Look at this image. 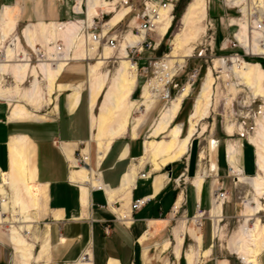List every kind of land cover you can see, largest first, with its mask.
<instances>
[{"label":"crops","instance_id":"1","mask_svg":"<svg viewBox=\"0 0 264 264\" xmlns=\"http://www.w3.org/2000/svg\"><path fill=\"white\" fill-rule=\"evenodd\" d=\"M72 2L0 0V12L15 7V27L26 23L34 27L41 21L61 24L74 18L70 11ZM85 63L84 60L69 62L59 79L73 84ZM136 88L137 85L129 97L130 123L126 133L113 140L102 157L97 156L95 147L92 148L94 142L91 139L89 104L87 100H82L84 89L72 112L66 103V92L54 94L52 104L43 111L47 114L45 121L9 120V105L0 100V264H10L2 256L5 246L11 248L14 256V247L8 236L11 227L19 229L26 242L33 246V257H40L32 264H149V247L145 243L152 239L155 231L169 223L170 217L182 212L184 203H187L186 183L189 182L194 190L193 182L196 179H192L199 170L190 178L189 159L195 137L190 142L187 155L180 161L168 164L171 178H168L165 170L163 173L152 171L147 162L139 161L144 154L146 138L141 130L151 119L159 98L149 100L141 93L140 100L133 101ZM62 96L64 100L60 101ZM136 113L139 116L134 117ZM133 125L136 126L132 129ZM177 125L182 130V126ZM81 144H85V147L81 148ZM79 150L89 153L90 170L102 184V190L70 179L76 170L71 171L69 159L72 160ZM219 155L222 156V151L215 152L214 163L210 166L215 176L218 175L219 163L224 162L228 169L225 149V160L223 156L219 159ZM237 158L242 174H256L255 150L246 139L238 142ZM247 163L251 165V173L246 172ZM174 164L183 166L176 178L174 172L177 171L172 168ZM133 169L136 170L134 182L123 186V176ZM140 173H145L146 178L139 177ZM157 178L160 180L158 189ZM206 179L203 178L200 185L199 197L194 190L195 206L200 208ZM214 180L210 205L213 204L217 183ZM139 198H147L149 202L133 211L130 205ZM197 215L191 220L193 228L181 221L172 228L171 240L156 244L155 249H171L174 259L178 260L182 256L180 250L187 235L193 245L184 255L185 264L188 256L198 264H213V247L203 249V236L200 234L199 246L193 236ZM204 251H208L205 257ZM83 254L88 255L89 261H81ZM257 264H264V250L258 256Z\"/></svg>","mask_w":264,"mask_h":264},{"label":"bare ground","instance_id":"2","mask_svg":"<svg viewBox=\"0 0 264 264\" xmlns=\"http://www.w3.org/2000/svg\"><path fill=\"white\" fill-rule=\"evenodd\" d=\"M207 2L208 1L206 0H191V2L186 6V11L181 20L183 29L174 36L169 55L165 57L158 67L163 79L169 78V74L165 72H167L169 69H173L176 64L182 63L183 58L191 56L192 48L190 45L195 42L197 39L196 37L203 30L202 26L204 25L207 17ZM226 2L230 3V6L239 8L244 0H226ZM115 3L116 2L108 4L103 0H87L86 19H76L61 24L41 21L40 23L34 25L35 28L33 25L27 24L22 27V36L35 52H37L35 47L36 33H38L40 37L43 38L45 43L52 45V47H47L44 51L47 59H44L43 62L39 63L40 73L42 74L46 84L45 88L47 97L45 99L42 98L39 89V75L36 70H32L31 74L33 77V82L28 88V91L20 96V100L27 103L30 102V104L34 106V110L28 109L18 100H16L14 105L8 104L7 102L9 101H7L6 103L9 105V120L45 121L47 118V114L43 115L45 113H43L45 108L42 110V115L38 114L37 110H40L43 106L51 105L52 95H54L56 92L67 93L66 103L68 104L69 111L72 112L78 104L77 102L82 91V87L80 83L72 84L59 79L62 71L68 65L66 60H68V56L71 51L77 52L76 50L79 51L82 47L83 49L81 50L80 55L84 57V59L88 60L91 58L89 56L90 54L96 55L104 45L103 50L100 52L99 57L96 60V63L89 66L88 73L85 76L88 87L87 102L89 104L91 139L94 142L95 148L97 149V156L102 157L107 152V149L109 148L108 146L112 143V141L126 133L130 119L129 97L135 89V80L138 72L136 70L135 64H133L126 55V48L128 45L134 46V44L141 41L142 39L138 36H135L134 34L131 35L129 32H126L128 34L124 33L126 35L123 34L122 39H120L122 42H119V46L116 49L118 50L119 55V67L116 70L117 72L115 75L110 79L109 72L103 73L100 70L104 64L109 59H111L112 51L114 50L102 42L91 41L89 33L86 34V30L90 27H93V18L99 14L98 10L95 9L96 7H103L106 8L108 12H113L111 17L104 22L101 39H103L104 36H107L111 29L118 26V23L125 15L130 12V10L124 7L119 9H116L115 7H109L114 6ZM226 5L228 6V4ZM256 7H259V12H264V0H246L244 7L239 9L248 16V12L255 13ZM14 8H6L0 12V43H4V41L8 39L11 33L16 29V11ZM170 21V8L161 10L159 17L154 23L155 27L153 32H155L157 29L158 35L162 37L170 28ZM234 24L235 22L233 21V25ZM239 25L242 29L235 35L238 43L244 48L249 56L258 55L264 57V47H259L258 44L259 34L253 30V27H251L253 30V38L250 42L248 36L246 35L247 23H240ZM59 36L62 37L66 42V47H63L62 50L64 52L63 57L58 55L57 52L59 43L57 42V44H55L56 39ZM17 37L19 40H21V35L18 31ZM156 39L158 38L156 37ZM160 39L162 40V38ZM16 40L17 38L13 39L6 48L0 44V48L5 51L7 59L0 62V99H5V101L9 100V98L19 97V86L24 82L29 66V62L27 63V58H25V56L23 58L22 54L17 53L16 56H18V59L16 57L15 59L19 63L12 64V73L14 74L15 83L11 88H3V82L5 80L6 82L8 81L6 76L9 75L7 71L9 73L10 71L6 68L10 66L8 63L11 62L10 58L12 57V54L15 50ZM160 43L161 41L158 43L156 42V46H158ZM21 48L23 49V47ZM42 49L44 50L43 47ZM52 50L55 56L60 59V61L52 58ZM20 58L24 59L22 63ZM235 58L237 61L239 60L237 57ZM48 60H55V66L52 67ZM72 60L82 59L78 56ZM112 61L114 62L116 60L113 59ZM221 61L222 60L220 59L217 60L214 63V68L222 69L224 74L227 73L223 76L224 78H226V76L229 77V69L225 67L226 63L224 66ZM230 71L234 78L241 83V85H244L250 90L251 96L253 98L260 97L264 102V75L258 64L232 65ZM171 79L172 77L168 80L166 79L164 84H162L163 81L161 80L151 81L148 89L144 91V98L149 100L151 98H155L156 96L157 98H160V95L165 91L166 83H168ZM201 82L202 84L200 90L197 93L192 110L190 112V116L188 117L187 132L183 137H181V127L179 125H174V119L177 116L176 114L178 113L183 98L187 93L186 88L179 95L170 100V104L159 114L158 118L150 128L143 144L144 154L139 159V161L142 163L145 159H147V161L150 163L149 165L151 166L152 171H159L169 163L180 161L183 156L187 155L190 149V142L192 138L198 133V131L195 129L197 123L206 119L212 112V109L215 105L214 85L216 84L213 83L211 71H208ZM161 87L163 88L161 89ZM229 87V92L234 95L236 93L234 84L231 83ZM228 100H230V98ZM46 109H48V106ZM261 112L262 119L259 121V123L255 124V136L253 138H248V143L255 147V158H257L256 175L254 177H247L242 174L241 169L238 167V158H236L237 152L233 144L229 143L225 149V159L227 165L233 170L231 171L228 168L229 172L236 174L238 177V182L248 184L255 192L253 201L246 202L245 212L243 213L245 218H247V216H252L254 214L256 215L264 211V206H262V204L260 206V204H258L256 201H264V103L261 108ZM135 126L136 125H133L132 129ZM225 128L226 133L229 136L233 135L234 128L232 125H228ZM238 128L240 133L244 132L243 128ZM201 129L202 132H204L203 127H201ZM167 132H169V138L166 141L157 140L159 136ZM69 160L70 164H72L71 171L76 170L74 173H72L70 178L72 181L87 183L94 188L103 187L102 184L99 183L96 175H94L90 169L84 168L82 166L77 167L78 164H76L74 158ZM234 174L232 175L234 176ZM203 176L204 175H200L195 181L193 180V187L194 190H196L197 197H199L200 185L203 181ZM123 177V186L127 187L130 183L134 182L136 178V170H130ZM235 181H237V178ZM159 186L160 180L157 178L156 189H158ZM216 189L217 186L213 194V204H211L212 208L210 210L211 219L213 220L212 236H214V230L221 221L220 218L222 213V204L226 200L224 198L220 200L216 199ZM252 203L255 204V206H252ZM196 214H198L197 217L199 219L202 215V211L200 210V212H197ZM247 221L248 219L245 220V224H247ZM8 236L9 242H11L14 247L13 257L16 259V264H32L35 260L40 258L33 257V246L26 242L24 237L20 234L19 229L11 227L10 234ZM193 236L197 245L199 246L201 243L200 229L194 232ZM234 250H236L237 254H239L243 264H257L258 256L264 250V227L261 226V223L258 220H256L252 228H242L240 242L236 244ZM207 254L208 251L203 252L204 257L207 256ZM81 261L87 262L89 260L81 259ZM187 264L198 263L193 261L191 257L188 256ZM217 264H227V261L221 260L218 261Z\"/></svg>","mask_w":264,"mask_h":264},{"label":"rangeland","instance_id":"3","mask_svg":"<svg viewBox=\"0 0 264 264\" xmlns=\"http://www.w3.org/2000/svg\"><path fill=\"white\" fill-rule=\"evenodd\" d=\"M136 1L138 2V0ZM206 1H208L207 17L204 25L202 26L203 30L196 37L197 39L195 40V42L190 45L192 48L191 56L183 58L182 63L176 64L173 69H169L167 72H165L169 74V78L163 79L161 76L160 69H158V67L159 64H161V62L165 59V57L169 55L174 36L179 32H181V30L183 29L181 20L186 11L187 8L186 6L188 5V3L191 2V0H178V2L174 7L175 11L173 13V20L171 19L170 21L171 23L170 28L162 37L158 35L157 29L155 30L154 40L157 43L161 41V44L155 51L149 50V52H144L142 56V58H146V59L152 58L153 62L155 63H153L152 66H149L147 68L148 71L146 74H144L141 70L137 72L135 84L138 82L139 86L138 88H136V91L132 96V100L133 101L140 100L141 93H144V91L148 89L151 81L161 80L163 81L162 84H164V81H166V79L168 80L172 77V80L166 87V89H169L170 91V97L167 98L166 100H164V98L159 99V103L156 106L154 112L152 113L151 119L146 122V124L142 127L141 131L144 137L147 136L149 133L148 131L152 127L155 120L158 118L159 114L170 104V100L175 98L186 88L187 93L183 98L184 102L183 104H181L182 106H180L182 108L180 110V113L178 114L179 115L178 119L177 120L174 119L175 120L174 125L180 124L182 126L183 133L181 128L180 130H181V137H183L187 132L186 127H188L187 124L188 117L190 116V112L192 110L197 93L200 90L202 84L201 81H203L204 76L208 73V71H211L213 83L216 84L214 85L215 105L210 115L206 119L198 122L195 127L198 133L196 134L195 139L192 141L191 144L192 148L189 159L190 178H193L195 176L194 174L197 170H199V172L197 173L198 176H196L195 179L198 178L200 175L201 176L204 175L203 178H207L202 189L203 192L201 195V202H200L202 208V215L199 219L198 218L196 219L197 222L195 224V228H196L195 232L198 229H200V234L201 236H203V244H202L203 249H207L209 248V246L213 247L212 248L213 264H217L218 261L221 260L227 261V264H243L239 254H237L236 250H234L236 244L240 242L241 230L244 227L248 229L252 228L256 220H258L261 223V226L264 227V211L256 215L254 214L252 216H247V218H245L243 216L244 215L243 213L245 212L246 202L253 201L255 197V192L253 191V189H251L250 186L246 183L244 184L243 182H238V177L236 176V174L231 172L232 174H234L235 179L237 178V181H235L234 177L228 174L227 166H225L224 162L223 164L219 163L217 176L214 175L215 171L214 172L211 171L210 166L212 163H214L215 152L222 151V156L224 159V149H226L229 143L233 144L237 152V146L239 141L241 140L244 141L245 138L248 141L249 137L253 138L255 136V131H256L255 124L259 123V121H261L262 119L261 108L264 103L263 100L260 97L253 98L251 96L250 90L246 88L244 85H241V83L234 78V76L231 74L230 71L232 65L258 64V63H250L247 61H241L240 59L237 61L234 55L236 53L240 54L242 51L237 47H232V45L228 42H226V44L224 45L225 40L227 38H230V40H232L233 37L232 35L235 36L242 29L241 26L239 25L240 23L242 24L247 23L246 35L248 36L251 42L253 38L252 36L253 30L250 26L251 23L249 17L253 13L248 12L247 14L249 15L247 16L245 13L240 11L239 8L244 7L246 0H244V2L240 5L241 7L239 6V8L230 6V3L226 2V0H206ZM226 4H228V6ZM258 10L259 7H256L255 12L258 13L259 12ZM260 13L262 12H259V14ZM233 21L235 22L234 25H233ZM16 29L14 31H16ZM116 29L117 31L121 30L122 32L127 31L125 23H122ZM14 31L11 33L10 37L4 41V43H0L2 46H5L4 48H6L9 46V43H11L13 39L17 38L15 43L16 44L15 50L12 54V57L10 58L11 62L8 63V65L10 66L6 68L7 70L10 71V74H12L13 81L6 82L4 78L5 81L3 82V88L5 87L11 88L15 83L14 74L12 73V67H13L12 64L19 63L15 59L17 53L22 54L23 58L24 56L25 58H27L25 51L21 48V45L19 43V38L14 33ZM156 37L159 40L156 39ZM160 38H162V40ZM58 41L62 42L64 47H66V42L62 37L60 36L57 37L55 44H57ZM121 42L122 40L120 41V43ZM35 43L41 45V47L44 48V51L46 50L47 47H52V45L50 44L48 45L47 43H45L43 38H41L38 33H36L35 36ZM103 47L104 45L102 46V49L99 52H97L96 55L90 54L89 56L91 58H89L88 60L84 59V57L80 55L81 54L80 52L83 49V47L79 51L76 50L77 52L71 51L68 56L69 57L68 60H66L67 64H69V62L71 61H83V60L86 61V63L80 69L81 74L77 75L78 77L75 78L77 80H75V82L73 83V84L80 83L82 90L84 89L82 93L83 102H86L88 97V87L85 76L88 73L89 66L96 63V60L98 59L100 52L103 50ZM239 47L244 50V48L240 44ZM51 52H52V58H55L57 61H60V59H58L53 53V50ZM200 53L202 54L201 57L198 56V54ZM78 56L82 60H72L73 58L75 59ZM111 56H112L111 59H109L100 70L103 73L109 72L110 79L115 75V73L117 72L116 70L119 67L118 50L112 51ZM226 58L228 59L227 61L225 60ZM113 59H115L116 61L113 62L112 61ZM219 59L222 60L221 62L224 66L226 63L225 67L229 69L228 72L229 77L226 76V78H224L223 76L226 75L227 73L224 74V71L222 69L214 68V63ZM28 64L29 66L26 72V77L24 79V82L19 86L20 89L19 97L9 98V100L6 101L5 99L2 100L5 102L9 101L7 103L10 105H14L16 100H18L28 109L34 110V106L30 104V102L27 103L25 101L20 100V96L28 91V88L31 86L33 82L31 71L36 70V72L39 75V89L43 99L47 97L46 88H45L46 84L42 74L40 73L39 64L37 66L31 65L30 63ZM141 64L142 66L146 67V64L144 62ZM260 68L264 75L263 68L261 66ZM231 83L234 84V87L236 89V93L234 95H232L229 92V88H230L229 86L231 85ZM162 88L163 87H161V89ZM59 93L56 92L54 94H59ZM162 95L165 94H161L160 96ZM229 98L230 100H228ZM155 99H157V96L155 97ZM59 100L60 101L64 100V96H62ZM47 106L41 107L40 110H37V113L42 115L43 114L42 110L44 108L46 109ZM49 113L50 112H48V114ZM43 115H45V113ZM136 116H139V114L136 113L134 117ZM228 125H232V127L234 128V133L231 136H229L226 133L225 127ZM201 127H203L204 132H202ZM238 127L243 128L244 132L240 133ZM168 138H169V132L159 136L157 140L166 141ZM94 147H95L94 144H92L93 149ZM198 156L201 157V160L199 159L200 160L199 169H198V164H199ZM222 156L219 155V159ZM143 162L144 163L147 162L148 164H150L149 161H147V159H145ZM214 167L215 165L212 166L211 168L214 169ZM164 168H161L159 172L162 173L165 172ZM172 168L176 169L177 171L176 173L174 172V177L176 178L177 173L182 171L183 166L174 164ZM228 168L231 171H233L230 166H228ZM150 170H151V166H150ZM246 172L251 173L250 163L246 164ZM209 174L213 175L214 177L213 178L210 177ZM255 175L253 176L244 175V176L254 177ZM214 179L217 180L216 186L219 189L223 190L227 198L222 204L223 213L221 214V218H220L221 221L216 226L214 230L215 234L213 237L212 236L213 220L211 219V215H210V210H211L210 196H211V188L213 186L212 183L215 181ZM192 180H194V178ZM186 191H187V203L186 202H185L186 204L184 203V209L182 210V212H179L178 214L173 215V217H170V220L168 221L169 223L166 226H163L158 231H155V235L152 237V239H150L147 243H145V246L149 247V255L151 258L149 260V264H185L184 255L187 253L189 247L193 245L189 236L186 235L184 237V244L180 250L182 256L178 260L174 259L171 249H168L166 251L163 250L160 251L159 248L155 249L154 246L156 244H163L166 241H170L172 228L180 224L181 221H184L186 226L193 228V223L191 220L193 219L194 215L196 216L195 214L196 203H195V193L189 182L186 183ZM256 201L258 202V204H260V206L261 204L262 206H264L263 200H256ZM252 206H255V204L252 203ZM246 219H248L247 224H245ZM2 256L6 260H8L10 264L17 263L16 259L12 256V250L9 246H5V248L3 249ZM36 264H41V263H36Z\"/></svg>","mask_w":264,"mask_h":264},{"label":"built area","instance_id":"4","mask_svg":"<svg viewBox=\"0 0 264 264\" xmlns=\"http://www.w3.org/2000/svg\"><path fill=\"white\" fill-rule=\"evenodd\" d=\"M103 1H106L108 4H112L116 2L114 6H109V7H115L116 9L124 7L130 10V12L127 15H125L123 19L118 23V26L121 25L122 23H125L127 31L125 32H122L121 30L117 31L116 28H118V26H116L115 28L109 31V34L107 36H104L103 39H101L104 22L105 20L111 17L113 12H108L106 8H103V7L102 8L96 7L95 9L98 10L99 14L93 18V27L88 28L86 30V34L89 33L91 41L102 42L106 44L107 46H109L114 51L118 48L120 39H122V36L124 33L129 32L131 35L134 34L135 36L140 37L142 40L134 44V46L128 45V47L126 48V55L128 56L129 60L133 64H135L136 70L138 72L141 70L144 74H146L148 71L147 68L149 66H152V64L155 62H153L152 58L150 59L142 58L143 56L142 54L144 52H149V50L155 51L161 44L160 43L158 46H156V41L154 40L155 34L153 32L154 27H155L154 23L156 19L159 17L160 11L163 9H167V8H170V16H171V19L173 20V13L175 11L174 7L176 3L178 2V0H138V2L136 0H103ZM70 11L72 12V15L74 16L72 20L86 19L87 18L86 17L87 16V0H73ZM249 20L251 21V27H253V30L259 34V39H258L259 47H264V12L260 14L259 12L253 13L249 17ZM25 25H22V27ZM22 27L21 28L16 27L17 29L16 31H14V33L17 35V31H19L21 35V40H19V43H21V47H23V49L27 53V63L29 62L30 64L37 66L39 63L43 62L44 59H47L45 56L44 50L42 49L41 45H39L38 43L35 44L37 52H35L34 49L31 48L29 43H27L22 37ZM232 36H233L232 40H230V38H227L225 40L224 45L226 44V42H228L232 45V47H237L242 51L240 54L236 53L234 55L235 57H237L238 59L242 61H247V59H254V60L259 59L264 62V57L262 56H258V55L249 56L246 53V51H244L242 48L239 47V44L237 40L235 39V36L234 35ZM58 43H59L58 51H57L58 55L63 57L64 52L62 50H63L64 45L60 41H58ZM201 55H202L201 53L198 54L199 57H201ZM16 58L18 59V56H16ZM5 60H7L5 51L0 48V62L5 61ZM20 60H21V63L24 61V59H21V58ZM225 60L227 61L228 59L226 58ZM48 62L52 65V67H54L56 64L55 60H48ZM143 62L146 64V67L142 66L141 63ZM257 63L261 66L259 62ZM7 73L9 75L6 76V79L8 81H12V75L8 71ZM170 81L166 83V87L168 86ZM136 85L138 88L139 86L138 82ZM166 87H165V91L162 93L165 95H162L159 99L164 98V100H166L167 98L170 97V91L169 89H166ZM240 137H243V136H240ZM84 147H85V144H81V148H84ZM73 158L76 161V164H78L77 167L82 166L84 168L90 169L89 153L87 154L84 151L79 150ZM227 172L229 175H232L231 172H229V170ZM145 176H146L145 173L139 174V177L143 179L146 178ZM98 189L102 190V187H98ZM216 190H217L215 193L216 199L220 200L223 198L224 199L227 198L223 190L219 189L218 187ZM148 202L149 200L147 198H139V200H135L131 203L130 208L133 211H136L142 208V206L146 205ZM200 210H201L200 206H196V212H200ZM81 259L89 260V257L88 255L83 254Z\"/></svg>","mask_w":264,"mask_h":264},{"label":"trees","instance_id":"5","mask_svg":"<svg viewBox=\"0 0 264 264\" xmlns=\"http://www.w3.org/2000/svg\"><path fill=\"white\" fill-rule=\"evenodd\" d=\"M217 41V40H216ZM247 61L248 62H252V63H257V62H259L260 64H261V66H263V68H264V62L262 61V60H259V59H256V60H254V59H247Z\"/></svg>","mask_w":264,"mask_h":264},{"label":"water","instance_id":"6","mask_svg":"<svg viewBox=\"0 0 264 264\" xmlns=\"http://www.w3.org/2000/svg\"><path fill=\"white\" fill-rule=\"evenodd\" d=\"M165 171L167 172V176L168 178H171V171H170V166L168 165L166 168H165Z\"/></svg>","mask_w":264,"mask_h":264}]
</instances>
